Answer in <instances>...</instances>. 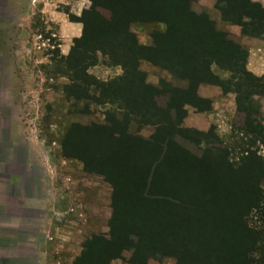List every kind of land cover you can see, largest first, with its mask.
Segmentation results:
<instances>
[{
  "label": "rangeland",
  "instance_id": "rangeland-1",
  "mask_svg": "<svg viewBox=\"0 0 264 264\" xmlns=\"http://www.w3.org/2000/svg\"><path fill=\"white\" fill-rule=\"evenodd\" d=\"M228 1L187 0L184 9L176 14L177 22H185L186 14L195 16L197 22L206 18L212 30L221 35L215 42L223 50L230 44L238 46L239 50L248 52L251 68L264 69V38L251 37V27L230 21L232 13L225 14L229 11L226 9ZM74 2L0 0V220L7 209L11 213L9 216L20 220L23 207L38 205L41 236L38 243L36 241V249L43 251L40 258L44 264L48 262L44 257L47 255L56 264H95L90 258L98 251H111L116 243L111 236L117 233L119 218L135 220L136 213L138 218L144 208L152 213L146 226L149 236L156 229H164V232L173 229L170 220L176 217L183 222L185 231L187 228L189 235L195 237L200 220L188 218L186 212L183 217L180 212L183 208L191 210L194 207V204L187 206L186 199L207 189L222 187L221 181L207 172L208 161L212 162L215 157L214 161L217 158L223 167L237 171L251 153L264 160L263 143L254 135L238 130L237 126L243 125L244 115L237 113L233 93L225 94L219 87L207 83L190 89L187 81L175 78L163 66L146 59L139 61L138 71L144 84L157 92L153 98L157 107L174 117L173 105L176 101L180 103L179 97L184 95L181 92L190 89L195 94L193 101L197 106L184 105L182 108L185 117L178 126L179 132L167 133L153 121L141 122L139 116L134 115L126 117L130 120L125 122V114L117 103L67 98L65 88L74 91L75 87L71 86L84 83L74 72L80 55V67L93 80L90 83H108L123 72L107 55L90 52L92 45L87 48V44L82 47L71 42L66 53L61 51L60 27L54 12L64 14L68 20ZM159 2L152 6L153 13L141 10L146 12L142 17L148 16L150 20H138L129 25V32L135 36L137 44L145 48L155 47L154 34L176 31L175 22L166 24L156 20L154 12L167 5V2ZM247 2L264 12V0ZM83 3L85 11L93 8L91 1ZM102 6L96 11L102 19L108 20L110 13L105 5ZM116 9L115 16L123 14L118 13L121 9ZM232 10H235L234 5ZM248 22L249 19H243L244 24ZM102 32L100 27L90 34L97 38ZM163 43L161 54L171 59L168 46L164 47ZM71 49L76 54L66 60ZM210 71L225 87L230 82L233 85L242 82L223 64H211ZM230 88L233 91L235 87ZM83 89L90 98L99 96V90L92 85L83 86ZM176 90L179 94L174 95L172 91ZM252 101L260 112L259 119L253 117L256 122L252 125L261 123L264 126V96H254ZM86 104L88 108L84 109ZM129 138L137 143L126 141ZM114 139L130 144L122 148L123 154L117 153ZM175 147L182 150L180 157L170 154ZM168 180L173 184L165 186ZM258 187L264 194V179ZM20 201L24 206H20ZM167 211L172 212L165 214ZM211 214L216 217L213 211ZM4 220L0 222L3 224L0 245L6 243L3 247H10L18 242L17 234L13 233L11 217ZM244 222L250 232L247 238L255 239L249 243L251 258L256 264H264V239L261 245L256 242L258 234L264 235V214L252 211ZM174 225L181 229L177 221ZM139 231L135 223L128 231H121L128 236L118 246H122L119 259L110 264H133L131 246L138 245ZM230 245L228 243L227 247ZM140 247L146 249L141 243ZM178 253L148 257L146 264H177L173 255ZM192 263L191 260L183 261V264Z\"/></svg>",
  "mask_w": 264,
  "mask_h": 264
},
{
  "label": "trees",
  "instance_id": "trees-1",
  "mask_svg": "<svg viewBox=\"0 0 264 264\" xmlns=\"http://www.w3.org/2000/svg\"><path fill=\"white\" fill-rule=\"evenodd\" d=\"M89 1H91V7L93 6V8L88 11L83 10L80 17L69 16L70 22H78L82 25L81 36L72 42L76 46L82 45V47L87 44V48L92 45L90 52L94 51L104 56L107 55L112 62L122 68L123 72L119 78L111 82L97 83L94 81L90 83L93 80L85 74V69L83 70L80 67V63H82V60H79L80 55L75 62L74 69L76 71L74 72L75 77L84 83L81 86L77 85V87L71 86L75 87L76 90L74 91L65 88L67 98H72L76 101L83 99L94 100L97 103L105 101L110 105L117 103L119 109L126 115H124L125 122L130 120L126 118L128 116H139L141 122L149 123L153 121L156 126L162 127L163 130L171 134L181 131L178 126L185 117L183 106H197L193 101L195 100V94L190 89L196 88L198 84L207 83L219 87L225 94H234L237 113L244 115L243 125L239 126V124L237 126L238 130L254 135L264 145V126L261 123L252 125L256 122L252 120L253 117L260 118L258 108L253 106L252 97L264 96V76L257 77L247 71V51H241L238 46L232 44L225 46L223 50L219 43L215 42V39L217 37L220 38L221 35L212 30V24L208 23L206 18L205 20L198 18L200 21L197 22L195 16L186 14L185 22H177L176 14L184 9L187 0ZM158 1L167 2V5L164 3L165 7H160L154 12L157 15L156 20L166 24L175 22L173 25H175L176 31H170V33L167 31L162 35L154 34L152 39L155 47L145 48L137 44L135 36L129 32V25L138 20H141V22L144 19L150 20L148 16L142 17L146 12L141 10L144 9L153 13L152 6L157 5ZM102 5H105L106 10L110 13L108 20L102 19L101 15L96 11V8ZM232 5H234L235 10H232ZM110 6H116V8L121 9L122 11H118V13L123 14L115 16L117 15V9ZM111 8H115L113 11H116H110ZM228 8L229 11L225 14L232 13L230 21L241 26L247 25L251 27L249 36L264 38V15L261 16L264 12L259 7L251 5L247 0H229L226 9ZM250 8L253 10L252 13ZM173 14L175 15L172 17ZM243 19H249V24H244ZM100 27L103 32L97 38L93 33L90 34L93 29ZM158 37H162V39ZM162 42H164V47L168 46V52L172 55L171 59L162 56L163 52L160 47ZM203 50L205 52L202 54ZM74 52L71 49V53L66 60H69ZM145 59L156 65L163 66L175 78L189 83V91L181 92L184 95L179 97L180 103L176 101L173 105L174 117L168 111L165 112L154 104L153 98L156 97L157 92L144 84L142 74L138 71L139 61ZM211 64L225 65L231 73L233 72L237 80L242 81L241 84L233 85L230 82L228 87H225L211 73ZM91 85L99 90L98 97L90 98L86 95V90L83 89V86ZM232 86L235 87L233 91L230 88ZM172 93L174 95L179 94L178 90L172 91ZM86 108H88V104L84 106V109ZM201 110L206 111L204 108H201ZM115 141L114 147L119 155L124 153L123 147L128 148L130 146L128 142H123V139H119L120 142L117 139ZM126 141L137 143L132 138ZM175 148V150L172 149L170 154L180 157L182 150ZM250 155L246 163L237 171L223 167V164H219L217 158L214 161L215 157L212 158V162L208 161L207 172H210L216 180L221 181L222 187H213L200 195H192L194 198L186 199L185 201L187 206L194 204L191 209L192 212L189 208L186 210L183 208L180 212L183 217H186V213H188V218L192 216L200 220V226H196L195 229L197 231L195 237L189 235L190 230H187V228L185 231L182 226L183 222H180L176 217H174L173 221L170 220L171 225L168 224L173 226V229L170 228L165 232L164 229L160 231L156 229L153 235L149 236L146 226L149 225L152 213L147 208H144L138 218V212L136 213L134 218L136 222L135 220L120 217L115 228L117 233L111 236V240L116 242L111 246L113 251H98L96 256L90 258L91 261L95 264H110L113 260L119 259L122 246L119 248L118 246L128 236L127 233L123 235L121 231H128L135 223L140 228L138 232L140 235L138 236V245L131 246V261L133 264H146V258L169 255L170 252H179L173 255L177 264H183V261L188 262L190 260L193 262L192 264H256L251 258L250 246L255 239L247 238L250 236V232L244 220L252 211H259L261 215L264 214V208H261V206H264V194L260 193L259 187L257 188L260 180L264 179V160L260 156H256L255 153ZM192 161L197 164L194 159ZM199 164L203 166V162ZM197 167L195 169H198ZM230 173L232 175L229 176L228 174ZM239 176H241V181H239ZM170 179L171 181L174 180L173 178ZM169 184L173 183L169 181L165 186ZM163 185L161 184L162 187ZM162 203L172 205L171 203ZM212 211L216 215L214 218L211 214ZM171 212L167 211L164 213L169 214ZM176 221L181 224V229L175 228L174 223ZM225 221L228 222L227 225H225ZM203 223H205L204 226ZM263 239V233L258 234L257 245L258 243L261 245ZM140 243L145 245L146 249H142ZM228 243H231L230 248L227 247ZM86 260H89V258Z\"/></svg>",
  "mask_w": 264,
  "mask_h": 264
},
{
  "label": "crops",
  "instance_id": "crops-1",
  "mask_svg": "<svg viewBox=\"0 0 264 264\" xmlns=\"http://www.w3.org/2000/svg\"><path fill=\"white\" fill-rule=\"evenodd\" d=\"M86 0H75L73 5V13L72 16L79 17L83 10L86 9L85 3ZM77 9L79 12L77 13ZM53 13V12H52ZM51 13V15H52ZM74 14V15H73ZM49 15V16H51ZM56 19L59 22L60 32L59 38L62 42L61 51L64 53L68 50V45L74 40L81 36L82 32V25L78 22H70L69 19L65 20V15L61 16L60 12H54ZM59 15V16H58ZM67 16V15H66ZM68 18V17H67ZM54 20V19H52ZM249 58V55H248ZM247 58L246 62V69L250 73L255 76H264V69L258 68H251L249 60ZM255 63L254 67H256ZM34 201V200H32ZM23 201H20V206H24ZM27 207H23L21 212V219L18 220L16 217L13 219L11 213L7 209V214L1 217L0 222H4L5 218L11 217V225H13V230L17 235V241L10 245V247H3L5 245L2 243L0 245V264H44L41 262V252L38 251L36 248V241L38 243L40 238V221H39V209L37 208L38 205H26ZM1 215V214H0ZM9 225V224H8ZM7 225V226H8ZM3 230V224H0V231ZM4 242V241H3ZM11 244V243H8ZM4 251V252H3ZM48 262L47 264H56V262L52 259L50 260V255L44 256Z\"/></svg>",
  "mask_w": 264,
  "mask_h": 264
}]
</instances>
